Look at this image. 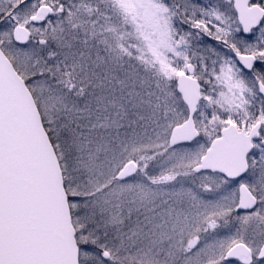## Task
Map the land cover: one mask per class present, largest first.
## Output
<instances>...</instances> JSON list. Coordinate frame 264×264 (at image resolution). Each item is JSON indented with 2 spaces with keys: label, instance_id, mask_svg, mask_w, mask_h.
Returning <instances> with one entry per match:
<instances>
[{
  "label": "snow or ice",
  "instance_id": "obj_1",
  "mask_svg": "<svg viewBox=\"0 0 264 264\" xmlns=\"http://www.w3.org/2000/svg\"><path fill=\"white\" fill-rule=\"evenodd\" d=\"M0 264H264V0H0Z\"/></svg>",
  "mask_w": 264,
  "mask_h": 264
}]
</instances>
